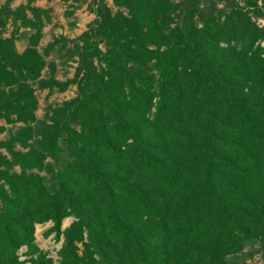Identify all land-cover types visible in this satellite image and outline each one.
<instances>
[{"label":"trees","instance_id":"obj_1","mask_svg":"<svg viewBox=\"0 0 264 264\" xmlns=\"http://www.w3.org/2000/svg\"><path fill=\"white\" fill-rule=\"evenodd\" d=\"M64 1L94 20L41 51L49 10L0 7V121L22 125L0 140V264H53L34 237L48 223L59 264H228L264 245V0ZM8 24L30 32L22 53ZM35 85L77 92L39 120Z\"/></svg>","mask_w":264,"mask_h":264},{"label":"rangeland","instance_id":"obj_2","mask_svg":"<svg viewBox=\"0 0 264 264\" xmlns=\"http://www.w3.org/2000/svg\"><path fill=\"white\" fill-rule=\"evenodd\" d=\"M6 0H0V7L5 3ZM27 0H12L11 8L16 9L20 5L26 3ZM70 1L65 2L64 0H33L32 6L49 10V15L51 22L46 25L42 31V39L39 43V50L43 49L48 43L52 41L53 38L60 36L66 37L69 41H74L83 32L88 29V26L94 20V15L88 11L86 5H82L74 9L73 17L66 18L65 13L71 11L69 8ZM107 5L110 10L115 13L116 8L113 7L111 0H107ZM259 25L264 26L263 21H259ZM15 33V47L18 53H22L28 44V38L30 32L28 30L19 28L15 29L12 25L8 24L6 30L3 33V38H10L12 33ZM264 46V42L262 43ZM53 58H48L47 62H52ZM55 64H57V70L54 75V80L65 82L73 78L75 73L76 64L69 62L67 66H60L58 61L55 59ZM47 70L42 72V79H46ZM35 96L38 101V109L35 112L37 119H44L45 112L48 106L54 107L60 105L61 103L71 100L76 96L77 88L75 85L70 86L64 93H59L57 91L50 92L49 90H38L37 86H34ZM20 123L12 122L6 123L5 121H0V140L5 141L10 134H14L21 128ZM19 148H17L18 150ZM3 153V152H2ZM18 172V170L16 169ZM48 168L45 169L40 175L48 179L47 172ZM73 222L72 218L64 219L61 224V230L66 229ZM52 227L51 223L45 225H39L35 227L34 237L35 244L38 248L46 253L47 257L53 261V264L58 263L57 253L61 247L62 239L56 241L54 235L45 236L47 230ZM25 249L19 251L20 260L24 261L25 258L23 254ZM228 264H264V245L257 243L255 241L247 242L244 248L235 255L229 256L227 258Z\"/></svg>","mask_w":264,"mask_h":264}]
</instances>
